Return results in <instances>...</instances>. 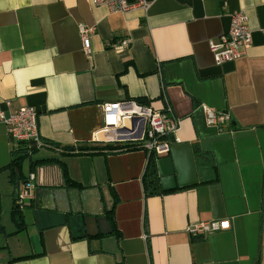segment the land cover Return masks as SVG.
Returning a JSON list of instances; mask_svg holds the SVG:
<instances>
[{"label": "crops", "instance_id": "1", "mask_svg": "<svg viewBox=\"0 0 264 264\" xmlns=\"http://www.w3.org/2000/svg\"><path fill=\"white\" fill-rule=\"evenodd\" d=\"M148 1L113 12L91 0H0V110L34 106L43 142L21 143L0 122V264H264V0ZM237 10L253 43L218 65L210 42ZM80 23L93 28L91 56ZM129 99L169 104L180 120L169 152L153 154L157 192L145 186L144 148L64 149L100 144L101 105ZM203 105L236 124L208 125ZM30 174L17 231V178ZM101 217L113 232L101 233ZM227 219L207 237L187 229Z\"/></svg>", "mask_w": 264, "mask_h": 264}, {"label": "built area", "instance_id": "2", "mask_svg": "<svg viewBox=\"0 0 264 264\" xmlns=\"http://www.w3.org/2000/svg\"><path fill=\"white\" fill-rule=\"evenodd\" d=\"M95 6H106L110 11H128L132 8L150 7L148 0H91ZM82 50L87 56L93 52L91 34L93 28L84 23L79 24ZM130 39H123L120 48L128 46ZM253 43V30L249 25L245 10H237L230 14V26L227 32L216 41L210 42L216 64L233 62L246 55ZM206 122L219 130L232 129V116L228 111L216 110L203 105ZM103 128L108 143H138L149 152L158 155L169 152L172 136L179 130L180 120L168 104L165 109H157L137 100H120L104 102L101 105ZM0 122L7 125L9 133L21 143L31 141L43 145L38 128V111L34 106H22L11 114L0 110ZM34 175L22 181L16 194L20 208H24L27 200L34 196ZM231 228L230 220L200 221L188 226L192 236L207 237L216 231Z\"/></svg>", "mask_w": 264, "mask_h": 264}, {"label": "trees", "instance_id": "3", "mask_svg": "<svg viewBox=\"0 0 264 264\" xmlns=\"http://www.w3.org/2000/svg\"><path fill=\"white\" fill-rule=\"evenodd\" d=\"M141 148L142 146L138 143H100V144L90 145V146L89 145L79 146L77 148L67 147L64 149L72 153L73 152H77V153H82V152L117 153V152L130 151V150H136V149H141ZM153 154L154 153L151 152L149 156L146 173L144 175V181H145V186L147 190L151 189L152 192H157L159 189L158 188V177H157L155 157ZM27 156L28 154H26V152L22 150L17 151L15 158L13 160L14 165L20 169L19 166H21L22 162L27 158ZM17 180H19L20 183L24 181L22 180L20 176L17 178ZM73 184H78V183L73 181ZM12 216L17 225V231L22 230L24 227H26L27 222L25 220L22 208H20L16 199L14 201V208L12 211Z\"/></svg>", "mask_w": 264, "mask_h": 264}, {"label": "water", "instance_id": "4", "mask_svg": "<svg viewBox=\"0 0 264 264\" xmlns=\"http://www.w3.org/2000/svg\"><path fill=\"white\" fill-rule=\"evenodd\" d=\"M232 123L236 124V121L232 120ZM19 186H20V183L17 185V192L19 190ZM97 223H98V228L101 229V233L107 234V233L113 232V229L106 217L98 218Z\"/></svg>", "mask_w": 264, "mask_h": 264}, {"label": "rangeland", "instance_id": "5", "mask_svg": "<svg viewBox=\"0 0 264 264\" xmlns=\"http://www.w3.org/2000/svg\"><path fill=\"white\" fill-rule=\"evenodd\" d=\"M105 138H106V137H105L104 135L102 136V135L100 134V138H99V140H98L97 142H101V143L103 142V143H104Z\"/></svg>", "mask_w": 264, "mask_h": 264}]
</instances>
